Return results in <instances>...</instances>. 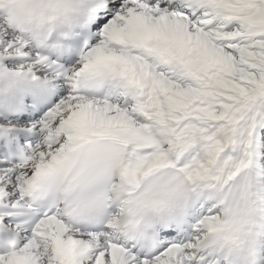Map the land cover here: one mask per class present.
<instances>
[{
	"label": "snow or ice",
	"instance_id": "snow-or-ice-1",
	"mask_svg": "<svg viewBox=\"0 0 264 264\" xmlns=\"http://www.w3.org/2000/svg\"><path fill=\"white\" fill-rule=\"evenodd\" d=\"M0 264H264V0H0Z\"/></svg>",
	"mask_w": 264,
	"mask_h": 264
}]
</instances>
